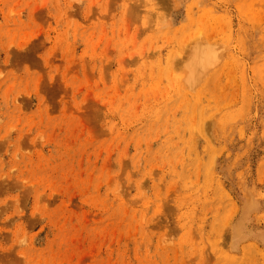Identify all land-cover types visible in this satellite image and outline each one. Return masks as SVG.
Returning a JSON list of instances; mask_svg holds the SVG:
<instances>
[{
    "label": "rangeland",
    "instance_id": "374dc122",
    "mask_svg": "<svg viewBox=\"0 0 264 264\" xmlns=\"http://www.w3.org/2000/svg\"><path fill=\"white\" fill-rule=\"evenodd\" d=\"M0 264H264V0H0Z\"/></svg>",
    "mask_w": 264,
    "mask_h": 264
}]
</instances>
